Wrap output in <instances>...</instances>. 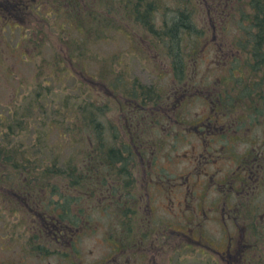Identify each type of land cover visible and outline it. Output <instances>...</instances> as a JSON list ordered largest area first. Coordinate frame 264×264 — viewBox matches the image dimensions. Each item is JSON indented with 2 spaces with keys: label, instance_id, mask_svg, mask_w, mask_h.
I'll use <instances>...</instances> for the list:
<instances>
[{
  "label": "rangeland",
  "instance_id": "rangeland-1",
  "mask_svg": "<svg viewBox=\"0 0 264 264\" xmlns=\"http://www.w3.org/2000/svg\"><path fill=\"white\" fill-rule=\"evenodd\" d=\"M84 1L89 5L81 11L80 7L83 4L81 0V5L79 0H20L23 5L25 4L24 11L28 17H19V20L10 18V24L6 23L8 14L0 12L2 122L8 119L23 121L21 116L25 113H29L33 118L38 117L40 129L39 132L32 134V141L37 142L41 147L53 148L56 153H60L59 161L65 165V170L66 166L73 164L72 166H75L79 172H87L90 176V178L82 177L83 183L76 187L70 184L60 185L61 182L58 183L57 178L47 182L60 187L58 195L53 200L58 202L63 200L66 210L46 207L44 203L49 201L50 197L48 188L24 197L18 195L15 189L9 186L8 181H1L0 264H94L109 258V254L115 256L119 264H135V261L140 260L134 259V254L143 251L147 252L143 260L152 261L157 258L158 261L163 262L162 264H226L221 254L213 252L212 247L225 251L231 240L236 248L242 235L241 224L247 226L248 239H256L252 242L254 247L247 246L246 262L250 264L255 260V256L252 258L255 252L260 257L252 264H264V171L248 177L250 190L248 188L240 194V197L235 196L240 204L239 210L234 204L232 207L236 210H226V212L218 210L219 219L215 221L209 210L210 206L222 208L225 200L231 197L229 193L232 192L231 185L241 186L235 181H230V175L237 164L227 158L232 156L228 148L226 150L220 146L216 148L213 165L207 163L209 157L205 151L203 153L206 157H201L198 161L197 169L200 168V176L205 175L206 171L214 174L209 183L204 177L198 180L192 179L194 184H188L187 179L184 180L188 174H197L193 169L196 164L190 163L186 155L192 152L200 155L202 147L200 149L197 137L193 135L185 138V133L181 131L184 128L193 129L196 125L203 127L200 136L206 138H212L217 133L214 127L224 132L235 130L238 132V141L233 144V153L242 158L243 164L259 161L262 163L259 166L264 170V116L260 120H244L247 114L241 109L243 106L240 107L241 110L234 104L230 105L229 110L222 106L224 92L234 97L236 88L240 91L250 86L254 79H260L255 77L257 73L252 69L249 72L251 73L249 81L233 82L229 87L220 82L230 75L229 69L232 67L230 61L238 55L231 43L234 41V34L211 30L203 39L198 56L195 57L194 54L188 56L182 79V73L176 77L172 71H169L164 56L160 55L157 49L156 35L147 32L145 25L131 17L127 21L126 11L116 15L123 0ZM152 1L159 14L169 12L170 15H176L183 5V0ZM236 3L238 4V0H234L230 6L234 9ZM208 9H211V14H206L207 8L202 10L205 17L204 19L202 16L204 26L207 27L219 14V8L215 5L208 4ZM88 10L92 13L90 14L92 17L87 13ZM98 14L103 15V20L99 23L93 20L95 17L101 18ZM220 15L219 20H224L223 16L227 15V9H224L222 17ZM75 16L81 19L88 16L89 19L78 21L74 19ZM17 24L21 26L16 27ZM164 25V19L158 18L155 27L161 29ZM160 39L164 40L163 37ZM167 40L168 38L166 42ZM179 43L189 45L191 41L180 40ZM74 52L82 53L84 58L72 64L66 55ZM246 55L247 52L244 51L242 59L246 58ZM63 59L68 60L69 63L64 65L60 63L59 60ZM99 76L105 78L109 84L110 80L115 78L120 81L116 83L118 85L122 82L130 83L131 88L135 87L133 93H138L134 95L137 97H142V91L143 95H148V98L163 95L164 99L160 102L162 105H154V100L151 99L143 108L138 107L136 103L131 104V98H127L129 101L127 103L124 97L130 94L129 89H113ZM192 87L195 88L193 91H191ZM147 89L148 93L145 91ZM182 90L185 94L181 92ZM173 92H178L179 99L172 96ZM37 94L39 98L35 99ZM51 99L57 100L56 104L46 107ZM40 100L45 107L34 109L33 107ZM100 105L105 108L101 123L106 147L117 144L116 134L124 143L129 144L131 137L132 142L133 138L143 135L152 138L150 139L152 145L149 144V140L137 144L142 148L140 150L143 155V159L140 160L141 176L127 174L123 178L124 182L129 186L132 178H139L138 186L141 192L145 185H152L148 196L151 197L150 204L156 209L155 215L159 220L168 218L173 223L174 216L165 210L170 205L166 206V201L159 204L162 195L173 196L176 202L184 201L183 205L188 210L191 208L189 197L194 194L196 197L193 206L201 203L198 230H200V243L206 245V248H198L194 254L175 253L167 259V255L163 252L155 254L150 244L141 245L135 238L132 244H129L126 238L119 243L122 251L115 246L114 235L125 233L122 216H116L114 208L106 206V202L110 200L107 198L110 193L102 194L103 190L96 191L101 184L100 181L104 182L103 177H113L117 166L109 161L108 149L102 148L96 153L98 159L96 164L100 170L87 166L89 161L86 157L90 155L84 146L87 133L81 120V117L83 119L88 117V113ZM261 106L264 108V100L261 101ZM41 117L45 118L44 123ZM184 124L191 128H186ZM4 134H8L7 129ZM4 134L0 131V146L4 142ZM13 144L14 142L9 148ZM93 150L91 148L90 153H94ZM36 155L50 159L47 165L53 163L49 150H42ZM153 156H155L154 160H170L162 164V169L168 171L170 176L174 174L184 180V183L173 186L169 195L155 189L152 183L142 182L145 177L144 166L150 164L148 160H152ZM43 175H45L43 169L27 166L24 171L14 172L11 180H22L25 183H32L35 180L34 184L39 189L40 186H49L40 180ZM154 178L155 175H152V179ZM219 182L222 185L216 186ZM42 206H45L46 210H42ZM61 213L66 214L61 217ZM60 218H65L62 225H67L61 227L67 230L63 231L64 239L60 238L58 241L65 251L63 254L56 253L42 257V252H46L41 247L50 245L45 232L42 231L43 223L57 222ZM67 222L76 225H71L69 228ZM254 226L255 236L251 237L249 230ZM135 231H139L137 227ZM248 239L246 238V241ZM207 243L212 247L209 248ZM116 252L124 258L115 255Z\"/></svg>",
  "mask_w": 264,
  "mask_h": 264
},
{
  "label": "trees",
  "instance_id": "trees-1",
  "mask_svg": "<svg viewBox=\"0 0 264 264\" xmlns=\"http://www.w3.org/2000/svg\"><path fill=\"white\" fill-rule=\"evenodd\" d=\"M233 1L234 0L211 1L217 8L219 6L225 8L228 7V11L224 20H213L210 26H208L210 28L204 26V19L202 17V8L203 5H205L204 0H183V5L176 15H170L171 13L169 12L159 14L157 8L153 4L154 1L152 0H123L116 15L122 14L126 11L128 14L127 21H129L131 17L136 20V22L145 25L147 27V32L156 35L157 39L155 43L158 44L157 49L160 55L164 56L166 64L169 66V71H172V74L176 77L182 73V79L184 77V70L188 56L191 54H194L193 56L195 57L198 56L202 41L211 30L222 28L221 31H225L226 34L229 32L233 33L234 41L231 43L233 45V50L237 51L238 55H236L235 59L230 61L232 64V67L229 69L230 75L220 81L221 83H224L226 87H229L233 82L243 83L249 81L251 79L249 78V75L251 74L249 72L252 69L257 73V77L264 79V0H238V4L236 3L237 5L234 9L229 5V3L231 4ZM81 2L87 4L84 0H81ZM83 4H80L81 11L84 10ZM87 13L89 15L92 14L90 10H88ZM98 15H101V18H93L97 23L103 20V15ZM90 17L92 16L90 15ZM160 17L163 18L165 22L164 27L161 29L155 27V24ZM71 18H73L72 15ZM74 19L80 21L89 18L88 16H85L81 19L79 16H75ZM160 37H163L164 40H161ZM166 38H168L167 42ZM180 40H190L191 43L189 45L181 43L180 45ZM169 42H171V44ZM244 51L247 52V55L246 58L242 59ZM66 56L69 57L68 59L72 64L74 61H79L81 58H84L82 53L77 54L76 52L69 53ZM69 61H65L64 59L59 60L63 65L69 63ZM55 66H57V64ZM174 71L176 73H174ZM235 74H238V76L236 77ZM99 77L101 80L106 81L108 86L113 89H129L130 94L124 97L127 103L129 102L127 98L133 99L136 104H145L149 101L148 99L152 100L154 98H148V95H144V97L147 98H143V91L142 97L134 96L138 95V93H133L135 87L131 88L130 83L122 82L121 85H118L116 83L120 81L115 78L111 79L109 84L105 78L102 76ZM261 85L262 83L253 80V85H250L249 87L242 88L240 91L236 88V96L234 97H231L227 92H224L222 96V106L227 108L230 107L231 104H234L239 110H241L239 106L240 99L247 98L248 94H251L253 90L261 88ZM145 91L148 93V89ZM159 97V95H156L154 100ZM38 98L39 95L37 94L35 99ZM56 101L57 100L55 99H51L46 104V107L54 106ZM41 107L44 108L45 106H42V101L40 100V102H38L33 108L37 110V108ZM104 109L105 108L100 105L98 108L88 113V117L86 116L84 119L81 117L85 132L87 133V139L84 146L90 155L86 157L89 161V165L87 166L90 168L94 167L98 170H100V167L96 164L98 160L96 153H98L101 148L109 149L107 153L109 155V161L112 163H114L116 158H119L121 153V150L118 148L113 151V146L106 147L104 145V128H102L101 123V116ZM2 118L3 114H0V131L4 134L7 129L8 134H4V142L2 146H0V182L4 180L8 181L9 186L14 188L18 195H23L24 197L27 195H34L48 188L50 190L47 189V192L50 197L49 201L44 203L46 207L53 210H56L58 207L61 210H66L63 200H59V202L53 200V198L58 195L60 187L56 184H47V182H51L50 180L57 178L58 183L61 182L60 185L70 184L71 186L76 187L83 183L82 177L87 176L90 178L89 174L87 172H79L75 166H72L73 164L66 166L67 169L65 170V165L61 164L59 161L60 153H56V150L53 148L41 147L37 142L32 141V134L34 132H39L40 129L38 126L40 122H37L38 117L33 118L29 113H25L21 116L23 121L18 120L17 122L13 120L11 121L10 119L6 122H2ZM41 120L44 123L45 118L41 117ZM115 140L118 141V145L124 149V152L129 153V151H133L132 147H137L138 143H143L145 138L144 135L139 138H133V142L131 138V144H129L124 143L123 139L116 134ZM13 142V146L9 148ZM91 148L94 149V153H90ZM42 150L51 151L53 157L52 164H46L50 159L40 158L39 155H36ZM40 160L43 164L40 163ZM27 166L34 167V169H43L45 175H43L40 180H43V183L49 186L44 187L39 185L40 187L38 189L34 184L35 180L32 183H25L22 180H11V176H13L14 172L24 171ZM19 177H21V174ZM103 179L104 182L107 183L111 177L105 176ZM91 184L99 185L94 183ZM99 188L100 185L96 192H99ZM42 210H46L45 206H42ZM134 238L133 234L132 239L134 240Z\"/></svg>",
  "mask_w": 264,
  "mask_h": 264
},
{
  "label": "flooded vegetation",
  "instance_id": "flooded-vegetation-1",
  "mask_svg": "<svg viewBox=\"0 0 264 264\" xmlns=\"http://www.w3.org/2000/svg\"><path fill=\"white\" fill-rule=\"evenodd\" d=\"M0 12H5L8 14V23L10 21V18H16L19 20V17L23 18L24 16L28 17L25 14V4L23 5L20 0H3L0 2ZM19 22V21H18ZM257 82L262 83L261 88L257 90H253L251 94H248L247 98L240 99L239 106L242 107L244 114H247L246 117H244V120L247 119H255L260 120L262 116H264V108L261 106V101L264 100V79H257ZM249 87V86H248ZM195 88L192 87L193 91ZM185 91H188V89H185ZM179 92V91H178ZM178 92H174L173 96H175V99H179ZM183 94V90L181 91ZM256 93V95L253 96V94ZM255 98V99H254ZM162 100H154V105H162L160 103ZM139 107L143 108L145 107L144 104H139ZM230 107H227L229 110ZM263 109V110H262ZM185 125V124H184ZM194 126V125H193ZM186 128H191V126ZM199 127V128H196ZM214 130L217 131V133L212 136V138H206L205 136H200V132H202L203 127L196 125L193 129H183L181 132L185 133L184 137L187 138L188 136H195L199 139L200 143V155L196 154L195 152H192L190 154H187L186 157L189 160L190 163L196 164L193 169L196 170L197 174H188L185 176L184 180L188 184H194L193 180H198L199 178L204 177L209 183L212 179V176L214 174H210L207 171L205 172V175L200 176V168L198 167V161L201 157H209V160L207 163H211L213 165V159L216 157V148L219 146L223 149H227L231 153L232 156H228L227 158L234 160L237 164L236 168L232 171L230 175V181H235L237 184H240L241 186H234L231 185L232 192L230 193V198H227L225 200L224 205L222 208L216 207V206H210L209 210L212 212V218L213 220L219 219L217 216L218 210H236L232 207L234 206L238 207V210L240 208V204H238L237 200L235 199V196L238 195L240 197V194L247 191L249 188V179L250 176H256L258 172L261 171V173L264 171L259 166V161H251L248 162V164L242 163V158L238 156L237 154L233 153L234 148L233 144L235 141H238L237 135L238 132L235 130H227L226 132L219 130V128ZM204 134V132H203ZM183 134H180V136ZM205 135H208L205 133ZM179 136V137H180ZM132 138V137H131ZM145 141L149 140V144L152 145V142L150 139L152 138H146L144 136ZM196 138V139H197ZM202 138V139H201ZM144 141V142H145ZM202 141V142H201ZM117 143L113 146V151L116 150V148L121 150L119 158H116L114 160V165L117 166V170H114V175L111 177L112 181H108L107 183L100 181V188L99 190H103L102 194L108 192L110 193L107 197L108 200L106 202V206H112L114 208L115 215L122 216L123 219V225H124V232H121V235L115 234L113 242L115 243V246L122 251L121 246L119 243H121L125 238L128 239L127 241L129 244H132L133 239L132 235L134 234L135 239L141 244L144 245V243L150 244L154 248L155 254H160L163 252V254L167 255V259L170 258V255L175 253H182L185 254H194L198 251V248H206V245L200 243V205L199 203L197 206H193L195 202V195L193 194L192 197H189L190 199V207L188 210L185 209V206L183 205L185 202L182 201L176 202L173 196H170L168 193H171V188L175 185H180L179 183L183 182L184 180L182 178L179 179L177 175H171L168 171H164L162 169V164L165 162H168L170 160L164 159V160H154L155 156H153L152 160L150 161V164L144 166L145 171V177L143 183H152L155 187V189L160 190L163 194H168L169 197H165L162 195V199L160 200L159 204L166 201V206L170 205L168 207L167 212L171 213L175 221L174 223L172 221H169L168 218H165V220L162 218L159 220L157 218V215H155L156 210L152 205L151 197L148 196L149 192H151L152 185L148 184L145 185L143 192L139 190V178L134 177L129 182V186L124 182L123 178L125 176L129 175H140L142 171L140 169V160L143 159V155L141 153L142 148L140 147H132L133 151L124 152V149L118 145V141L115 140ZM143 142V143H144ZM204 142V143H203ZM144 148V147H143ZM123 149V150H122ZM207 152L206 154L203 152ZM212 151V153H211ZM128 153L125 157V154ZM223 155H221L222 157ZM152 175H155V178L152 179ZM142 180V178H141ZM150 180H154L155 182H149ZM231 181V182H232ZM133 185V186H132ZM222 185L221 182H219L216 186ZM227 185L225 184V187ZM183 187V186H181ZM230 187V186H229ZM250 190V188H249ZM92 191V190H90ZM192 192V191H191ZM255 192V191H254ZM242 204V200L240 202ZM179 204L181 206H179ZM189 206V204H187ZM246 205V204H245ZM252 207H254L253 204H250ZM105 207V205H104ZM103 207V208H104ZM162 208H164L162 206ZM220 208V209H219ZM175 210H178V212H175ZM180 210V211H179ZM66 213H61L64 215ZM63 221H65V218H60L59 221H52V223H43V229L42 231L45 232V236L49 240V255H54L56 253L63 254L65 249L59 245L58 241L61 239H64L63 231L67 229H61V227L67 226L66 224H63ZM69 228L72 226H75L76 224L68 223ZM137 224V226H136ZM62 225V226H61ZM191 225H194L193 227ZM128 226V227H127ZM138 228V232L135 231V228ZM241 230L242 235L240 238V242L236 248L233 246V242L230 240L229 244L226 246L225 251H220L216 248H213L209 243H207V246L212 247L213 252L217 254H221V257L224 259L226 264H248L246 262L248 253L246 252V249L248 247H254L255 245H252V242H255L256 239H248L247 236V226L244 224H241ZM68 228V229H69ZM78 228H75L77 230ZM72 230V229H70ZM250 236H255V226L250 228L249 230ZM246 238L248 241H246ZM245 243V244H243ZM53 245L55 247L53 248ZM248 246V247H247ZM137 249V248H135ZM67 250V249H66ZM165 250V251H164ZM253 251V249H251ZM119 251V252H120ZM171 251V252H170ZM116 252L115 255L120 257V253ZM142 252V251H141ZM147 252L143 251V253L136 252L134 254V259H138L140 261H135V264H162L163 262L158 261L156 258L155 260L152 259V261L143 260L144 256H146ZM129 256V254H128ZM127 256V257H128ZM259 258V254H255L253 252L252 258ZM43 257V255H42ZM110 258V260H108ZM109 258L105 260H101L100 263L102 264H119L117 258L113 256L112 254H109ZM120 258H124L123 256ZM255 260L250 262L252 264ZM100 263H94V264H100ZM262 264V263H261Z\"/></svg>",
  "mask_w": 264,
  "mask_h": 264
}]
</instances>
